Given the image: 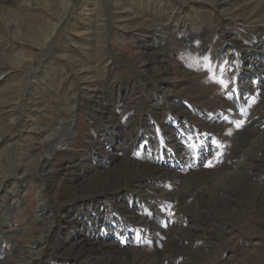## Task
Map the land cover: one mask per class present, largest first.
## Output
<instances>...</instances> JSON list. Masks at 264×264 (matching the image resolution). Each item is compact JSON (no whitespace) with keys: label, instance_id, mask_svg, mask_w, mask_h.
Here are the masks:
<instances>
[{"label":"rangeland","instance_id":"374dc122","mask_svg":"<svg viewBox=\"0 0 264 264\" xmlns=\"http://www.w3.org/2000/svg\"><path fill=\"white\" fill-rule=\"evenodd\" d=\"M67 1L0 0V264H264V0Z\"/></svg>","mask_w":264,"mask_h":264},{"label":"bare ground","instance_id":"6f19581e","mask_svg":"<svg viewBox=\"0 0 264 264\" xmlns=\"http://www.w3.org/2000/svg\"><path fill=\"white\" fill-rule=\"evenodd\" d=\"M74 4H73V0H68L67 1V3H66V12L67 11H69V13H71L73 10H74ZM82 13V12H81ZM78 15H79V13H78ZM83 15V14H82ZM53 28V31L52 32H50V33H48V35H44L45 36V38H44V41H47V40H49L50 38H51V36H53L55 33H54V30L55 29H57L58 28V25H56L55 26V28L54 27H52ZM165 29V26H162L161 27V35H165L164 33H163V30ZM52 30V29H51ZM47 31V30H46ZM46 33V32H45ZM54 33V34H53ZM53 34V35H52ZM35 35V34H34ZM34 37V36H33ZM43 37V36H42ZM36 40V39H35ZM41 41V40H40ZM38 42H39V40H38ZM42 43V42H41ZM46 44H48V43H46ZM237 48H238V46H237ZM260 66V65H259ZM262 68H264V67H262ZM253 72H254V70H253ZM258 74V73H257ZM103 120V119H102ZM76 123H75V120H73L72 122H71V127H73L74 125H75ZM174 132V131H173ZM73 135L74 134H70L69 135V137L70 138H68V140H65L60 146H61V149L60 150H62V149H67V148H70V145H71V141L73 140ZM165 137V136H164ZM159 139H160V137H159ZM157 141V140H156ZM166 141V140H165ZM134 142V141H133ZM136 143V142H135ZM178 146V145H177ZM170 147V146H169ZM175 147V146H174ZM54 152L56 151V149L55 150H53ZM256 151V150H255ZM196 153V152H195ZM196 155V154H195ZM47 157L48 158H46L47 160H50L51 159V157H52V154L49 152L48 154H47ZM260 166V165H259ZM128 175V174H127ZM130 177V176H129ZM131 178H132V175H131ZM129 180H130V178H129ZM135 180V179H134ZM192 228V227H191ZM2 234V233H1ZM86 244V243H85ZM91 245V244H90ZM104 246H105V244H103ZM84 247V246H83ZM101 248V247H100ZM1 250V249H0ZM105 251V250H104ZM103 251V252H104ZM83 252V251H82ZM98 254V253H97ZM113 254V253H112ZM79 255V254H78Z\"/></svg>","mask_w":264,"mask_h":264},{"label":"snow or ice","instance_id":"6c2138e0","mask_svg":"<svg viewBox=\"0 0 264 264\" xmlns=\"http://www.w3.org/2000/svg\"><path fill=\"white\" fill-rule=\"evenodd\" d=\"M242 126V122H239V121H237L236 122V127H241ZM192 147H195V145H192ZM210 163V162H209Z\"/></svg>","mask_w":264,"mask_h":264},{"label":"water","instance_id":"95a60500","mask_svg":"<svg viewBox=\"0 0 264 264\" xmlns=\"http://www.w3.org/2000/svg\"><path fill=\"white\" fill-rule=\"evenodd\" d=\"M56 150H60L61 147L60 146H55ZM1 233V232H0ZM0 253H1V250H0Z\"/></svg>","mask_w":264,"mask_h":264}]
</instances>
